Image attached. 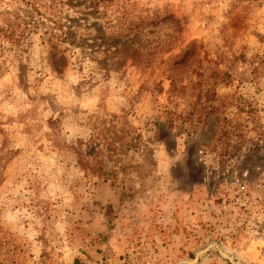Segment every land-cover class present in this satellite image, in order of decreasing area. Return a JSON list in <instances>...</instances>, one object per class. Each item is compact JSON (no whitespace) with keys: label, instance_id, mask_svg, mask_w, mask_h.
I'll use <instances>...</instances> for the list:
<instances>
[{"label":"rangeland","instance_id":"obj_1","mask_svg":"<svg viewBox=\"0 0 264 264\" xmlns=\"http://www.w3.org/2000/svg\"><path fill=\"white\" fill-rule=\"evenodd\" d=\"M214 242L264 264V0H0V264Z\"/></svg>","mask_w":264,"mask_h":264},{"label":"water","instance_id":"obj_2","mask_svg":"<svg viewBox=\"0 0 264 264\" xmlns=\"http://www.w3.org/2000/svg\"><path fill=\"white\" fill-rule=\"evenodd\" d=\"M212 250H217L222 255V257L230 260L233 264H247L236 259L231 252H229L224 246L217 242L211 243L206 248L199 250L194 259H184L178 264H202L203 260L208 255V252Z\"/></svg>","mask_w":264,"mask_h":264},{"label":"trees","instance_id":"obj_3","mask_svg":"<svg viewBox=\"0 0 264 264\" xmlns=\"http://www.w3.org/2000/svg\"><path fill=\"white\" fill-rule=\"evenodd\" d=\"M65 34H66V39L69 41V42H71V43H73V40L71 39V37L73 36V33L71 32V31H66L65 32ZM162 137L164 136V134H162L161 135ZM160 136V137H161ZM138 137H141V135H138ZM85 160H87V162L86 163H88L89 165V169L90 170H92V168L94 169V168H97V166L98 167H100V164H98L97 162H92V161H88V159H85ZM93 172H96V171H93ZM105 171H103V169H99V172H98V175H104L105 173H104Z\"/></svg>","mask_w":264,"mask_h":264}]
</instances>
